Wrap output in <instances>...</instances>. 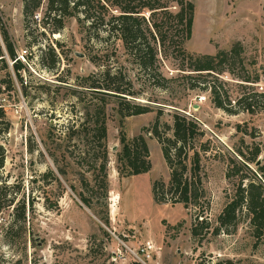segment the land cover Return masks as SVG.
I'll list each match as a JSON object with an SVG mask.
<instances>
[{
    "label": "rangeland",
    "instance_id": "374dc122",
    "mask_svg": "<svg viewBox=\"0 0 264 264\" xmlns=\"http://www.w3.org/2000/svg\"><path fill=\"white\" fill-rule=\"evenodd\" d=\"M193 1L187 52L226 51L228 59L211 73L185 71L192 72L190 78L171 64L180 61L176 54L166 66L160 59V72L175 79L169 81L170 90L150 83L147 71L136 63L115 62V70L121 68L132 79L125 85L128 90L142 93L128 96L132 102L146 104L153 97L163 106L160 113L156 108L122 116L116 96L79 85L85 76L102 70L86 55L100 47L95 31H79L75 18L58 32L44 27L47 0L31 17L24 15L23 0H0L2 24L17 52L28 50L22 80L11 63L9 68L0 64V102L10 122L9 131L0 135L6 148L0 191L14 202L0 212V264H264V230L257 235L250 215L241 214L234 224L217 230L218 216L234 197L240 178L257 180L254 172L264 183V165L259 170L252 162L249 174L234 167L235 174L227 176L231 158L243 160L239 148L252 156L259 146L264 164V0ZM176 5L171 6L174 12L179 10ZM117 45L123 51L119 41ZM51 48L59 54L53 68L49 67L52 55L46 54ZM205 78L216 86L226 109L216 106L213 89L201 83ZM247 105L252 106L250 111ZM102 108L108 130L107 195L95 182L93 171L102 151L100 142L93 140V133L87 138L85 132L76 131L70 137L71 131L82 127L88 112L92 117ZM175 109L195 117L204 130L195 142L201 155L197 177L201 197L188 207L159 203L153 191L155 180L170 179L153 127L158 122L163 136H172ZM238 124L247 133L239 131ZM121 130L129 139L145 138L152 163L149 171L121 175ZM193 153L190 150L189 161ZM80 193L90 198L91 207L83 203ZM23 202L26 232L16 221ZM147 241L154 244L151 259H144L139 251Z\"/></svg>",
    "mask_w": 264,
    "mask_h": 264
},
{
    "label": "trees",
    "instance_id": "16d2710c",
    "mask_svg": "<svg viewBox=\"0 0 264 264\" xmlns=\"http://www.w3.org/2000/svg\"><path fill=\"white\" fill-rule=\"evenodd\" d=\"M45 0H23V11L25 17H31L42 7ZM179 6L177 12L172 11L171 6ZM176 5V6H177ZM195 3L193 0H47V16L43 19V26L49 27L53 32L61 31L65 27L67 20L75 18L79 24V31L90 33L95 31L100 47L95 54L88 52L89 60L102 67L99 73H93L84 77L82 84L87 89L96 91L106 96H116L118 101L117 109L122 116L139 115L153 111L157 108L162 112L163 107L157 98L149 97L146 104L132 102L128 96H140L141 92L128 90L127 83L132 84V79L127 78L121 68L115 70V62L124 64L125 61L136 63L140 68L147 71L149 81L153 85L170 90L169 81L174 78H167L160 72L157 62L162 61L163 66L168 65L170 57L180 58L178 62H172L177 66L185 77H192L185 71H208L211 73L217 69L220 63L228 59L229 52L220 51L216 55H194L187 52L186 41L190 38L194 22ZM1 24L2 41H0V64L9 68L12 67L21 80V70L25 69V63L17 59L15 42L8 30ZM120 42L123 51H120L117 42ZM58 45H62L57 42ZM47 53L52 55L49 67H55L59 61V54L53 48ZM177 61V60H176ZM158 71V72H157ZM162 77V78H161ZM162 79V80H159ZM166 82V83H165ZM168 83V84H167ZM201 83L211 86L207 78ZM214 93L216 106L226 109L224 100L220 97L216 86H211ZM131 107V110H126ZM247 110L252 109L251 105L246 106ZM105 109L99 110L90 117L87 113L85 121L79 130L71 131L73 137L76 131L85 132L83 137H89L93 133V140L100 142L102 151L99 155L97 167H94V177L97 185L107 195V161L108 151L106 141L108 130ZM91 125H93L91 127ZM238 130L247 133L241 124ZM10 122L7 119V112L4 106H0V135L9 131ZM172 136H163L160 125L157 122L153 127V133L160 142L165 159L170 168V179L165 181L158 179L154 181L153 191L155 199L159 203L170 202L172 204L182 203L186 207L191 204H198L200 199L199 172L201 169V155L196 149V139L199 134L204 133L197 119L178 109L173 113ZM121 142L123 149L118 157V169L121 175L131 176L144 173L150 170L152 163L150 160V150L145 138L142 135L129 139L121 130ZM194 153L189 161V152ZM238 154L243 160L239 161L232 157L233 164L229 167L227 176L235 174L234 167L246 171L251 170L249 162L257 164L262 149L255 148L252 156H247L245 151L238 149ZM6 159V148L0 143V169L4 166ZM264 160V159H263ZM262 162L258 164V169H263ZM61 173L66 171L60 168ZM257 178L246 182L245 178H240L234 197L225 205L218 216V227H228L234 224L241 214L250 215L251 224L257 233L264 230V183ZM251 176V175H250ZM1 181V177H0ZM87 184V180H85ZM0 191V212L12 205L13 199L4 198ZM80 198L85 205L91 207L89 197L80 193ZM16 221H20L26 232L27 208L23 202L18 206ZM108 220V216H105ZM104 218V219H105ZM105 219V220H106ZM106 220V221H107ZM204 220V219H203ZM216 230V231H217ZM198 226L193 227V234L199 235ZM230 263V262H229ZM127 264H143L140 261H133Z\"/></svg>",
    "mask_w": 264,
    "mask_h": 264
},
{
    "label": "built area",
    "instance_id": "2783aa9c",
    "mask_svg": "<svg viewBox=\"0 0 264 264\" xmlns=\"http://www.w3.org/2000/svg\"><path fill=\"white\" fill-rule=\"evenodd\" d=\"M27 53H28L27 49H24V50H22L20 52H17V59H20L22 62L25 63ZM10 63H11V66H12L13 61H10ZM0 106H4V104L0 102ZM139 251L143 255L144 259H151L152 255H153V251H154V244H152L151 241H147L145 244H143L140 247ZM144 259H141V260L144 261Z\"/></svg>",
    "mask_w": 264,
    "mask_h": 264
},
{
    "label": "water",
    "instance_id": "95a60500",
    "mask_svg": "<svg viewBox=\"0 0 264 264\" xmlns=\"http://www.w3.org/2000/svg\"><path fill=\"white\" fill-rule=\"evenodd\" d=\"M80 56H84L83 53H78ZM260 163V160H258L257 165Z\"/></svg>",
    "mask_w": 264,
    "mask_h": 264
}]
</instances>
